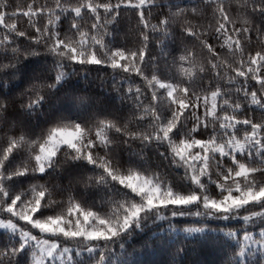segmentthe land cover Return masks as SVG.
Segmentation results:
<instances>
[{
    "label": "snow or ice",
    "instance_id": "1",
    "mask_svg": "<svg viewBox=\"0 0 264 264\" xmlns=\"http://www.w3.org/2000/svg\"><path fill=\"white\" fill-rule=\"evenodd\" d=\"M0 264H264V0H0Z\"/></svg>",
    "mask_w": 264,
    "mask_h": 264
},
{
    "label": "trees",
    "instance_id": "2",
    "mask_svg": "<svg viewBox=\"0 0 264 264\" xmlns=\"http://www.w3.org/2000/svg\"><path fill=\"white\" fill-rule=\"evenodd\" d=\"M30 2H31V0H4V3H7L10 6V8H15L17 5H19L21 8H26L27 4ZM8 22H11V21H8ZM23 26H24V24H23V22H21V27H23ZM123 36H124V34L122 32L118 36V40H122ZM128 46H133L131 39L129 40ZM258 47H259V45L255 43V38H254V50L257 49ZM152 54L153 55L156 54V50L154 48L152 50ZM90 79H91V83H86L85 81L77 80L75 82L76 87L82 88L85 91H87L91 94H94V95L100 94L99 79L97 78V74L95 72H93ZM163 167L164 166L162 165L161 168L163 169ZM202 253H203V255H205L209 259H215L216 258L215 253L211 249H203ZM158 258H159L158 256L151 255V254L146 255L144 257V259L146 261L156 260Z\"/></svg>",
    "mask_w": 264,
    "mask_h": 264
}]
</instances>
